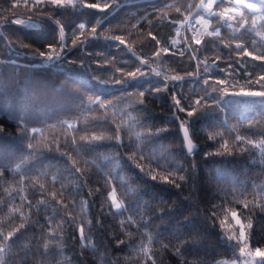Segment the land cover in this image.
<instances>
[{"label":"trees","instance_id":"trees-1","mask_svg":"<svg viewBox=\"0 0 264 264\" xmlns=\"http://www.w3.org/2000/svg\"><path fill=\"white\" fill-rule=\"evenodd\" d=\"M87 2H98L103 5L105 0H87ZM107 3L112 7L105 12L79 7L60 10V14L55 18L67 26L69 47H71L72 29L75 24L84 22L94 25L96 20L103 18L101 27L97 31L104 36L119 35L125 38L136 56L149 59L152 69L166 73L168 76L195 72V61L189 60L187 55L180 57L171 53L184 47L182 41L185 36L191 37L192 34L187 29H181L176 37V29L198 11L195 5H198L200 0H116V2L107 0ZM166 4L181 8V12H177L175 8H166ZM189 5L193 7L189 9ZM224 8H227L225 3L219 8L213 6L214 11ZM244 11L248 12L247 9ZM29 15L28 6L23 0H0V61H2L0 63V168L7 169L3 177H0V201L4 202L0 205L2 209L0 222L10 221L13 215L17 217L16 223L20 222L19 214H10V208L19 207L21 204L18 196L22 187L24 194L28 195L33 204H36L40 197V193L36 192V198H33L34 189L29 186L27 180L24 185L18 183L21 176L35 178L38 173H47V177L41 175L36 185L37 189L39 184H45L48 191H59L61 185H64L66 190L64 203H68L73 198L77 200L74 214L78 222L81 218L79 201L85 198L89 200L90 207L82 218L93 221L90 230L88 226L85 227V233L91 238L95 250L81 248L79 234L65 225L66 243L62 254L32 256L31 253L36 249L37 238L41 235V231L48 230L46 218L53 214L52 207L44 210L41 206L38 215H31V221L34 222L32 229L17 241V245L13 248L14 255L7 257L9 264H24L22 257L25 253H27L26 264H144L147 257L139 251L141 244L150 249L156 264L231 263L234 253L225 233L231 234L235 231L238 234V226L230 216L223 226L220 224V220L226 215L225 209L229 207L227 200L223 199L224 194L231 192L233 187L247 186L249 191H252L253 183L264 182V162L260 158L259 150L253 148L243 152L231 141L237 133L247 135L253 140H258L259 134L264 133V106L259 103L260 98L228 96L219 99L222 93L213 92L211 88H207L211 95H206L204 77L197 78L195 75L186 76L180 82V86L175 88L170 84L168 93L146 91L160 83L161 78L155 75H146L138 82H131L136 83L137 87L116 84L112 81V76L114 74L116 78L121 76L116 69L120 68L123 72L134 71L137 60L136 56L124 49L123 45L112 39L90 40L80 48H72L64 63L55 61L42 63L41 58H33L32 53L46 51L49 43L57 46L60 36L56 25L50 20H41L39 15L32 16V19L40 25L37 28L26 26L21 28L19 25L5 24V20L28 19ZM211 20L215 25L216 18L212 17ZM149 21H151V31L161 40L160 47L170 48L169 54L164 55L162 63L150 59L155 48L147 47L148 40L140 36L141 32L146 34L149 31ZM132 25L137 27L133 28ZM240 31L243 33L245 30ZM41 32L44 35L38 36L37 34ZM126 32L135 35L132 39H128ZM222 35L224 42H214L215 48L204 51L201 58L206 59L209 64L215 61L210 72L206 74L210 82L227 78L229 84H232L234 81L228 75L231 69L227 66L229 63L235 64L241 57L224 45L231 43L232 48H235V44L240 41L230 38L231 30L227 27L222 28ZM173 39L178 42L175 48L170 46ZM204 39L208 40V37L205 36ZM252 39L260 40L254 33L249 32L246 33L244 42L248 51L258 55L260 51H264V48L253 49L250 45ZM9 41L14 47H6ZM152 43L154 45V42ZM261 43L264 44V41ZM23 45L28 47L23 48ZM194 47L199 46L194 45ZM17 48L20 49V54L17 53ZM242 59L247 62V67L244 68V65L237 67L253 73L254 77L258 78L261 74L259 66L261 62L253 61L251 57ZM109 61H112V64L109 65ZM147 70L145 66V71ZM146 81H151L153 84L150 85ZM244 85L245 79L240 78L235 88L228 85L217 87H227L231 92L239 91ZM140 91L145 92L143 98L145 102L134 110L128 106L129 99L126 93ZM174 94L183 96L184 104H190L204 97L208 105L202 113L198 112L194 117H188L186 112L176 113L181 120L188 121L189 135L195 146L191 154L184 147L180 120L175 119L171 99ZM95 97L106 103L122 102H118L105 114L102 109L90 103V99ZM213 97L217 98L218 103ZM203 104L204 101L202 106ZM113 112L116 114L115 117ZM105 117L108 124L102 123ZM61 121L77 124L81 132L76 135H84L85 128L91 135H108L109 130L117 125L122 128L124 147H112L110 145L114 142L105 141L104 146L86 157L79 158L76 157L75 152L72 153L77 159V166L87 167L85 179L88 183L79 189L76 185L80 181L67 170L71 168L72 163L67 157L46 149L39 151L44 144L51 143L53 137L59 136L61 140L64 139L63 129L59 127ZM250 121L257 126L251 131L248 130ZM50 125L57 127H48ZM22 126L43 130L42 135L36 136L34 143L38 151L33 154L25 150L28 141L20 138ZM156 128H165L167 131L155 138L154 142L146 144L143 134L149 129L155 131ZM233 128H236V132L232 131ZM68 132L70 136L74 135L71 130ZM215 133H223V139L230 142L229 146L234 148L235 155L214 154L218 150L222 151L220 137L217 136L215 140L210 139ZM137 134L141 137L139 141ZM130 144L133 146L129 147ZM137 144L140 145V151L147 153L154 150L157 157H162L160 163L164 167H157L154 161L153 174L162 177L167 175L165 168L175 170L182 167L183 172L180 174L185 176V181H177L181 187L176 188L161 178L153 181L151 176L146 174L148 172L146 162H141L145 168V171L141 172L135 166L137 161L131 158L133 152L137 151ZM245 147L251 148L247 145ZM61 148L63 150V145ZM210 153L212 155H209ZM84 159L90 162L89 165H84ZM169 161L174 163H167ZM17 165H20L18 170ZM57 173L60 174L59 180L53 185L51 177ZM109 173H111V183L117 189L118 199L126 193L123 195V203L129 210L123 215L109 214V206L104 203L107 195L105 176ZM89 188L93 191L90 197L87 196ZM96 188H100L101 192L96 193ZM48 199L51 200V197L49 196ZM231 199L232 197L229 196L228 200ZM137 205L140 211H147V219H149L147 228L138 226L140 217L136 214ZM145 205L147 208L144 207ZM69 207L71 208V205ZM239 207L237 206V210ZM22 211L28 214L27 208ZM213 212L219 217L215 221V226L212 220L208 219ZM61 215L57 214L53 227L59 222ZM128 216H133L138 223L121 228L120 222L126 221ZM251 219L250 248L264 250V213L257 209ZM142 233H150L154 237V242L149 245L147 235H141ZM73 235L75 239L71 238ZM118 240H123L125 243L120 244ZM177 249L180 250L179 255ZM235 256H239L238 249L235 251ZM255 259L260 258L255 257ZM237 263L239 264V261ZM148 264H151V261Z\"/></svg>","mask_w":264,"mask_h":264},{"label":"snow or ice","instance_id":"snow-or-ice-1","mask_svg":"<svg viewBox=\"0 0 264 264\" xmlns=\"http://www.w3.org/2000/svg\"><path fill=\"white\" fill-rule=\"evenodd\" d=\"M116 2V0H114ZM23 3L28 6V11L30 15L28 19H20L14 18L11 20H5V24L10 25H19L21 28H37L40 25L32 19V16L39 15L41 20L47 19L50 20L53 24L56 25L60 39L58 41L57 46L49 43L47 44L46 51H34L32 53L33 58L40 57L41 62H59L64 63L66 60V56L71 52L72 48H80L83 44L89 42L90 40H98V39H112L119 42V45H123L124 49L131 52L133 56H136V53L133 51L131 47L128 46V41L125 38H122L119 35L115 36H104L103 33L98 32L97 29L101 27L102 19L96 20L94 25H89L84 22H80L74 25L72 29V42L71 47L67 42V31L66 25L61 23L59 19H56L55 16L60 14L61 9H67L71 7L72 9L79 8H88V9H97L100 12H105L107 9L111 8L112 5L107 3V0L101 5L100 3H90L87 0H23ZM224 3V0H200L198 5L195 7L198 11L195 13L196 24L203 26V32H200L199 29L195 28L191 22L188 23L187 31L192 32L191 37L185 36L183 38L184 47L173 51L172 55H179L180 57H185L187 55L189 60L195 61V72L194 73H186L185 75H175L168 76L166 73H162L156 69L151 68V64L149 63V59H142L139 56H136L137 63L134 65V71L123 72L120 68H117L116 71L121 73L120 78H116L115 74L112 76V81L116 84H129L130 87H137L136 83L140 78L145 77L146 75H155L161 78V81L158 85L150 87L146 91L155 92V93H168L170 91V84L173 88L180 86V82H182L186 76H203V84L206 86L205 94L211 95L208 93L207 88H211L213 92H221L222 96L219 99H223L224 97H247V98H260L259 103L264 106V51H260L258 55H254L253 52L248 51V47L244 42V37L246 33H254L255 36L259 37L260 40L252 39L250 41V45L253 49L257 47L264 48V44L261 41H264V0H230L234 6L231 8H224L220 11H214L213 6L216 5L218 8L220 5ZM166 8H175L177 12H181V8L175 7L172 4H166ZM193 6L189 5V9ZM244 9H247L246 13ZM45 13H52L51 15L45 16ZM84 14V13H82ZM191 15V12H190ZM216 18V23L213 25L211 18ZM172 23H177L176 21H172ZM149 31L144 34L140 33V36L144 39L148 40L147 47L155 48L153 52V56L150 58L153 62H163L164 55L169 54V47H160L161 40L157 38L156 35L151 31V21L148 22ZM259 25V27H258ZM247 26V27H246ZM133 28H136L137 25H132ZM227 27L231 30V39L238 40L235 44V48H232L231 43L225 44L226 48H229L231 51H235L241 59L237 60L235 64L229 63L228 69H231V72L228 74L231 79L234 81L232 84H229V80L227 78L216 80L214 82H210L209 77L206 75L210 72L211 67L215 64V61L212 64H209L206 59L201 58V54L204 51L209 50L210 48H215L214 42L223 43L224 37L222 35V28ZM244 29L245 31L242 33L240 30ZM38 36H43L44 33L37 34ZM128 39H132L134 37V33L126 32ZM177 35L179 32L177 31ZM208 37V40H205L204 37ZM79 37H83V39H79ZM150 38V39H149ZM191 41V43L189 42ZM154 42V45L153 43ZM177 41L175 39L171 40L170 46L175 48L177 45ZM199 46V47H194ZM6 47L12 48L14 45L9 41ZM27 45H23V48H27ZM57 47L59 50H57ZM121 49V50H124ZM17 53L20 54V49L17 48ZM27 54V53H24ZM243 57H251L253 61H260L261 74L258 78L254 77L253 73L242 70L238 65H244V68L247 67V62L243 60ZM230 58V57H229ZM74 62V61H69ZM2 63V61H0ZM108 64H112V61H109ZM145 66H147V71H145ZM222 71H224L222 69ZM240 78L245 79V85L240 88L239 91H228V88L217 87L218 85H228L229 87L235 88L236 84L239 82ZM150 85L153 84L151 81H146ZM143 87V85H139ZM129 99V107H132L134 110L137 109V106H142L144 104L145 92L140 91L138 93H126ZM172 104L174 107V115L176 120H180V128L184 132V140L187 146V152L189 154L193 153L194 145L189 137V129H188V121L181 120L179 115L176 113H185L188 117L197 116L198 112L202 113L205 108L208 107L205 98L200 97L196 99L194 102L190 104H184L183 96H178L176 94L171 96ZM214 100H217L216 97H213ZM202 101L204 104L202 106ZM118 102L122 101H108L107 103L98 98H91L90 103L96 105L98 109H102L105 114H107L108 110L114 108ZM255 102V99H254ZM218 103V100H217ZM91 111V109H89ZM115 112H113V117H115ZM79 123V117L77 118V124ZM103 124H108V120L105 119L102 121ZM77 124L69 123L66 121L59 122V127L63 129L62 135L64 137L63 140L60 139L59 136L53 137L51 143L44 144L43 148L39 151L42 152L46 149L49 152L55 151L60 154V156H65L71 161V168L67 169L80 183L76 185L77 189L83 187L88 183L85 177L87 176V167L81 168L77 166V159L73 157L72 153L75 152L76 157L82 158L88 155H91L97 151V149L101 146H104L105 141L114 142L110 146L112 147H124V137L121 135L122 128L120 125H117L114 129H110V134L104 135H91L88 132V129L85 128L84 135H76L81 132V129L77 127ZM143 126V125H142ZM48 127L55 128L57 125H50ZM257 127L252 124L250 121L248 124V130L251 131L253 128ZM68 130H71L74 135H69ZM167 131L165 128H156L155 131L145 132L143 134V140L147 143L154 142L155 138H158L161 133ZM233 132H236V128L232 129ZM42 135L43 130L37 129L35 127L29 129L26 126L21 127L20 138L22 140L26 139L28 142L25 145V150L29 151L30 154L37 152V146L34 141H36L37 135ZM231 135V133H230ZM260 138L258 140H253L249 138L247 135H241L237 133L234 136V139L231 141L233 145L242 149L243 152H248L251 149H258L260 158L262 162H264V133L259 134ZM220 137V149L215 155L223 156V155H235L236 151L234 148L229 146V141L223 139V133H215L210 136V139L215 140L216 137ZM141 139L140 135L137 134V140ZM70 141V142H69ZM63 145V150L61 148ZM251 146L245 147V146ZM132 147L133 145H128ZM137 151L133 152V157L137 162L135 166L141 171L144 172V164L141 162H146L148 165V172L146 174L151 176L153 181L158 178L163 179L164 182L172 184L176 188H180L181 184L177 181H185V176L180 173L183 172V168H177L175 170H170L165 168L167 175L162 177L159 174H153L154 169L152 168V164L155 161L157 167H164L160 163L162 157H157L155 155V151H148L145 153L144 151H140V145H136ZM137 152L139 154H137ZM209 155H212L210 153ZM89 161L84 159V165H89ZM167 163H174V161H169ZM20 165H17V170ZM6 168H0V177H3ZM41 175L47 177V173H38L35 178L24 175L21 176L18 183L24 185L25 181L29 182V186L34 189L33 198H36V192L40 193V197L37 200L36 204H33L31 200H29L28 195L24 194V188L19 189L18 198L21 201L19 207L10 208V214L18 213L19 223H16V216H12L10 221L0 222V264H9L7 257L9 255H14L13 248L17 245V241L21 239V237L32 229L34 222L31 221L32 214H39L41 211V206H43L44 210H47L48 207L53 208V214L46 218L47 220V231H41V235L37 238V246L35 251L31 253L32 256L39 254L41 257H46L49 255H59L63 253V249L66 243L65 233V225L73 229V232L79 234V242L81 248L87 249L92 248L95 250V245L91 242V238L86 235L85 227L88 226L90 230V226L93 221L91 219H83L82 217L87 214L88 209L90 207V202L87 198L79 201V207L81 210V218L79 219L74 214V209L77 207V200L75 198L68 201V203H64L66 198V190L64 185H61V189L59 191H48L45 187V184H39L37 189L36 185L39 181ZM60 174H53L51 177L52 184H56L59 180ZM171 177V179H170ZM105 190L107 191V195L105 197L104 203L107 204L109 214L112 215H123L126 211L129 210L123 203V195L118 199L117 189L111 183V173L105 176ZM130 190V189H129ZM7 191V190H6ZM96 193H100L101 189L96 188ZM79 195V192L77 193ZM93 191L89 188L87 196H92ZM51 197V200L48 197ZM231 196L232 199L228 200V197ZM251 197V199H249ZM15 199V198H14ZM223 199L227 200L229 207L225 209L226 215L223 220H220L221 226H223L228 217H231V220L235 222V225L238 226V234L233 231L231 234L225 233L226 239L229 242V246L233 249L234 259L231 264H264V250L261 248H255L254 250L250 248L251 242V229H252V215L255 213L257 209H259L262 213H264V182L260 184L253 183L252 191H249L247 186L236 188L233 187L231 192H225ZM4 202L0 201V205ZM71 205V208L69 207ZM237 206L239 210H237ZM147 208V205L144 206ZM216 207V206H214ZM27 208L28 214L26 215L22 209ZM2 210V209H0ZM115 210V211H113ZM57 214H62L58 223H56L55 227H53V221L56 220ZM136 214L139 215L140 221L138 226H143L145 228L149 225V219H147V211H140L139 205H137ZM208 219L212 220L213 226H215V221L219 219L215 212L212 213V216ZM247 221V223H245ZM99 223V221H97ZM121 228L126 227L130 224H137L138 222L133 219V216H128L126 221H121ZM231 227V225H229ZM130 235V234H129ZM141 235H147L148 244H152L154 242V237L150 233H142ZM72 239H75V236H71ZM235 241V243H231ZM118 243L124 244L125 241L118 240ZM239 250V256H235V251ZM135 251V249H134ZM139 251L143 253L147 259L144 261V264H148L151 261V264H156V260L153 259V256L150 254V249L141 244ZM177 254H180V250L177 249ZM255 257H259L260 259H254ZM67 260V258H65ZM24 264L27 261V253L22 257ZM224 264V262H221Z\"/></svg>","mask_w":264,"mask_h":264},{"label":"rangeland","instance_id":"rangeland-1","mask_svg":"<svg viewBox=\"0 0 264 264\" xmlns=\"http://www.w3.org/2000/svg\"><path fill=\"white\" fill-rule=\"evenodd\" d=\"M224 3L227 5V8H231V7L234 6L232 3H230V0H224ZM196 18L197 17L195 16V13H194L191 17H188L184 22H182L176 29V37L178 36L177 35V31L180 34L181 29H187V27H188V23L187 22H191V24L194 25L195 28L199 29L200 32H203V26L199 25V24H196ZM20 19H22V18H20ZM190 33L192 34V32H190ZM229 264H231V263H229Z\"/></svg>","mask_w":264,"mask_h":264},{"label":"water","instance_id":"water-1","mask_svg":"<svg viewBox=\"0 0 264 264\" xmlns=\"http://www.w3.org/2000/svg\"><path fill=\"white\" fill-rule=\"evenodd\" d=\"M182 137H183V141H184V147L186 148V150H187V146H186V142H185V140H184V132H183V130H182ZM189 137H190V135H189ZM190 139H191V137H190ZM192 141V140H191ZM192 144H193V142H192ZM194 145V144H193Z\"/></svg>","mask_w":264,"mask_h":264}]
</instances>
